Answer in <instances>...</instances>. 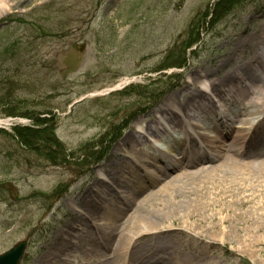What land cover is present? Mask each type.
Listing matches in <instances>:
<instances>
[{"label":"rangeland","instance_id":"1","mask_svg":"<svg viewBox=\"0 0 264 264\" xmlns=\"http://www.w3.org/2000/svg\"><path fill=\"white\" fill-rule=\"evenodd\" d=\"M7 1L10 11L0 14V254L26 240L29 246L20 264H58L60 258H67L73 241L77 254L70 264H105L103 260L141 264L136 258L145 259L146 264H264L263 243L253 247L250 256L234 239V232L246 227L244 218L253 213L250 209L260 205L259 192L252 202L243 207L234 204L226 211L228 203L242 198L241 191L230 199L222 191L226 187L222 173L219 179H209L211 168L226 167L222 163L229 159L227 153L187 170L198 172L200 181H207L201 196L178 193L173 200L164 195L163 202H149L150 207L139 215L147 223H162L170 230L139 236L119 257L114 249L121 230L117 232L114 225L122 228L125 219L109 225L104 215L91 218L95 185L99 177L97 186L112 180L121 168L126 154L125 149L118 150L127 137H137L139 126L156 121L172 99L186 106L191 96L200 94L202 76L207 83L217 82L249 61L256 47H264V0H242L213 25L209 21L219 0ZM197 34L198 43L187 48ZM170 54L169 62L182 57L184 66L161 69ZM248 73L252 80L264 79V69L258 65ZM253 99H229L226 109L235 118L234 128L252 132L261 121L258 115L242 114L241 109ZM45 111L53 112L54 134L73 159L52 162L29 152L10 136L16 125L30 126L31 117ZM245 120L253 122V129L240 124ZM200 126L203 124L192 122L188 128L198 133L196 127ZM260 130H264V122L254 132ZM186 134L182 131L175 139L186 143ZM84 145L86 153H95L101 160L84 159L85 152L77 151ZM191 146L195 148V143ZM251 150L260 156L247 157L249 162L264 161L263 141L253 142ZM165 152L151 150L155 156L163 153L166 157ZM161 167H151L147 177ZM183 172L170 171L162 184ZM133 184L132 188L138 185ZM152 189L133 199L140 200ZM128 194L119 193L117 198L133 205L136 200H130ZM84 200L89 202L84 204ZM156 202L162 205L156 208ZM202 202L211 205L206 212L198 209L188 222L191 229L184 228L172 213L176 205H189L192 210ZM131 212H125L127 218ZM233 213L238 226L222 241L219 215L226 218L223 227L228 229ZM90 220L93 229L70 228ZM95 230L105 231L108 239L102 236L98 242Z\"/></svg>","mask_w":264,"mask_h":264},{"label":"bare ground","instance_id":"2","mask_svg":"<svg viewBox=\"0 0 264 264\" xmlns=\"http://www.w3.org/2000/svg\"><path fill=\"white\" fill-rule=\"evenodd\" d=\"M3 10L10 11L7 0H0V14ZM251 55L252 58L249 61L243 62L237 67L234 65L238 62V60L234 62L232 67L234 66L235 68L232 69L230 73L223 75L222 79L217 82L211 81V83H207L204 78L205 76H202V80L200 82L202 89L200 94L191 96L192 99L188 104H186V106L182 107V103L172 99L169 101L167 106H164L165 108H163L156 117V121H154L155 130H152L150 126H139L137 137L141 136L140 140H137L136 134H134L127 137L123 141L124 145H119L118 151L121 152L122 149L126 150L125 147L128 146V144H131L130 149L127 152H125V150L122 151L126 154V156L124 157L121 168L118 172L114 173V178L104 182L101 186H97L101 180V177H99L100 180L96 183L95 191H93L95 193L93 197L96 204L95 206L93 205L95 209H93L91 216V218L96 219L94 217L95 215H104L105 223L107 222L109 225L112 223L118 224L120 220L125 219L126 225L122 228L119 225H114L117 232L118 230H121L117 233L119 237L117 245L114 249L115 252H117L118 257L123 252H127L129 250V246L139 236H143V234H159L170 230V226H163L162 223H147L144 218L139 215L142 210L150 207L148 205L149 202H163L164 195L173 200L177 197L178 193H180L182 197L187 195L201 196L203 193L202 191L206 190V185L203 183H207V181L204 182L202 179L200 181L201 175H199L198 172L193 174L187 170L192 169L205 161H215L216 159L223 157L225 153H227L231 162L227 158L228 160L222 163V165L230 167V170H224L226 167L223 169L220 165H216L214 168H211L213 174L209 179L212 180L216 176L219 179L220 174L222 173L224 175L222 180H226L223 181V184L226 185V187L222 189L224 196H228L230 199H233L238 191H241V195H243L241 199L236 201L230 200L232 202L228 203L225 210H232V206L234 204H237L238 207H243L245 204L252 202L253 199L258 198V195H255L258 192L262 201L260 205L250 209L253 213L245 216L244 219L246 220L244 222L246 227L242 228L240 233L234 232L235 230H233L238 226V222L235 219L236 213H233L232 219H230L231 225L228 229L223 227V224H225L224 222H226V218L219 215L218 223L222 226L220 233L221 236H219V239L223 241L225 236L228 237L233 231L235 233L234 239L236 243L243 251L248 252L250 256L254 255L252 252L253 247L256 245H262V243L264 244V161L252 164L248 161V159H246L247 157L249 158V156H255L258 154V152L251 150L253 142L255 145L260 144V141H263L264 143V130L259 131L258 135L261 137H256L255 134H257L258 131L254 132L257 126L260 125V122H264V79L257 78L256 80H252L249 78L250 73H248L256 68L257 65L260 66L261 69H264L262 64L264 61V47H256L255 51ZM255 89H257L256 93H254ZM257 93L258 95L255 99H253V96ZM211 95L217 98L216 100L218 103L229 105L232 101L229 100L230 98L243 101L247 98L253 99L249 102L251 104L250 106L242 105L244 106L241 109L242 114L250 117L258 115L259 117H262L261 121L256 123L254 129L252 128V121L245 120L243 123L240 122V124H243L244 126L249 125L253 129L252 132L251 130L244 132L245 130H241L240 127L234 128L232 126L234 116L230 111H227L225 107L226 105L222 107L221 111L224 122L217 124L218 122L216 120L209 121V117H212L210 111L213 110H205L203 108L208 105V98H211ZM197 114L199 115L196 116ZM181 118L197 119L196 122H200L203 119L208 120L209 122L207 121L203 127H196L199 133H196V136L194 137H187L188 142H186L185 146L181 145L179 142H174L172 139L171 141L167 140L168 142L165 141V139L169 137L170 132L175 130L176 121ZM166 121L169 122V124H167ZM181 130L187 133L188 126H181ZM154 133H157V135ZM157 137L162 138L163 141H160L161 144H166V157L163 156V153H161L162 156H155L151 153V150H153L151 147L160 143L156 140ZM258 137L259 140L257 139ZM228 139H230V144L226 145ZM256 139L257 143L255 141ZM197 141H199V145H196L197 147L193 148L194 146L191 145H193V142ZM149 147L151 149L148 150V153L146 152V148ZM258 155L260 156V153ZM242 156L245 157V159L241 158ZM262 156H264V154H262ZM161 164L163 167H161L156 174L153 173L150 178L147 177V174L150 173L151 167ZM140 168L142 169L140 170ZM177 169H182V171H184L183 174L177 175L172 178L171 181H167L165 184H162V181L167 175H169L170 171ZM142 173L144 174L143 176ZM99 175L103 176L101 174ZM252 180H255L254 183H250ZM134 182L138 185L137 187L132 188ZM151 186L155 189H152V191L146 196L142 197L140 200L139 198L133 199V196H140V194L147 191ZM247 192L249 194H246ZM119 193H122L123 195L130 193L128 194L130 195L129 199L136 200L133 205H131V203L130 205H127L130 206L129 209L128 207L120 208V205L122 204L120 201H123V199L121 200V197L117 198V194ZM88 202L89 201H83L84 204H87ZM182 204H184V202H182ZM154 205L157 208V205L162 204H157L156 202ZM165 205L166 204H163L159 210L163 211ZM210 205L211 202H202L200 206H196L195 209L192 210L189 205H186L185 207L182 205H176L174 208H171H173L172 213L176 214L183 227L191 229L192 226L188 225L189 220L196 215L198 209L206 212ZM74 207H77V202L74 203ZM134 208L135 210L132 211ZM125 212H131L129 218L126 217ZM251 216L253 218H250ZM210 218H213V215L210 216ZM92 221L93 220L88 222L86 221V223H79L78 225L80 228L86 230L91 229V227L93 229V224L91 225ZM71 229L73 231L79 230L78 227ZM71 232V230L67 231L70 235ZM104 232L103 235L100 234V231L96 232L95 230L94 235L98 242L102 240V236L108 239L107 234ZM85 238L87 239L88 235H86ZM67 242H70V239H68ZM66 252L67 258L63 260L60 258L57 261L58 264H70V258H75L77 251L75 250L73 241L70 242V246H68ZM89 252L90 249L88 250V253ZM95 256L97 258L99 257L98 254ZM144 256L145 254L141 257ZM111 258L114 260L113 257ZM136 259H138L141 264H146L145 259ZM103 261L105 264L110 263V261L107 260ZM122 264H126V261H123Z\"/></svg>","mask_w":264,"mask_h":264},{"label":"trees","instance_id":"3","mask_svg":"<svg viewBox=\"0 0 264 264\" xmlns=\"http://www.w3.org/2000/svg\"><path fill=\"white\" fill-rule=\"evenodd\" d=\"M242 0H219L213 7L214 10L210 17V25L221 20L224 15L230 13L232 8L240 4ZM199 39V34H197L196 39H192L188 43L187 48L193 44H197ZM171 54L167 57L168 62L161 67V69L168 68H182L185 64V61L182 57L178 58V61H170ZM166 59V60H167ZM24 116V115H19ZM13 117H17L16 114H13ZM33 120L30 126H19L14 127L10 136L18 141V144L23 146L29 152H34L37 156H43L50 161L64 163L69 160V157L73 159L71 154L66 153L64 145L60 144L57 140L56 134H54V118L53 112H40L37 117H31ZM1 131V130H0ZM87 146L84 145L80 147L77 151H87ZM82 156L88 157V159L101 160V157H96L95 153H84ZM86 165V164H85Z\"/></svg>","mask_w":264,"mask_h":264},{"label":"water","instance_id":"4","mask_svg":"<svg viewBox=\"0 0 264 264\" xmlns=\"http://www.w3.org/2000/svg\"><path fill=\"white\" fill-rule=\"evenodd\" d=\"M27 246L28 243L25 240L13 245L12 248L0 254V264H20Z\"/></svg>","mask_w":264,"mask_h":264}]
</instances>
